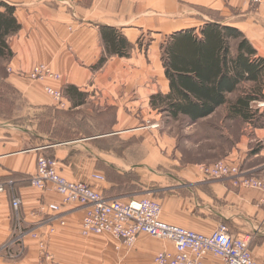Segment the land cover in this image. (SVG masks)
Returning a JSON list of instances; mask_svg holds the SVG:
<instances>
[{
    "label": "crops",
    "instance_id": "obj_1",
    "mask_svg": "<svg viewBox=\"0 0 264 264\" xmlns=\"http://www.w3.org/2000/svg\"><path fill=\"white\" fill-rule=\"evenodd\" d=\"M0 2L16 8L15 16L21 24L10 40L14 73L9 75L7 83L23 93L28 106L58 111L57 102L46 95L44 84L30 82L17 72H29L36 64H46L63 74V81L55 84L69 103L67 119L51 117L49 113L44 117L52 119L53 127L66 123L68 128H74V138L59 139L60 131L52 136L33 133L32 126L0 124V182L14 180L16 194L22 200L21 217L26 228H34L45 218L47 212L41 210L50 203L62 202L56 192L29 183L36 173L38 155L46 154L58 160L64 178L86 183L105 197L124 201L155 197L161 202V218L166 223L205 235L225 225L232 236L250 238L253 258L264 264V193L238 189L229 179L206 178L204 165L168 161L165 153L172 152L174 147L148 145L144 141L127 143L128 135L148 137L144 125L127 124L133 120L131 116L138 115L127 100V93L123 96L120 92L123 86L127 87V80L121 82L114 75L113 80L104 82L95 75L104 71L113 74L136 71L153 76L159 73V84L165 83L164 94H167L169 81H165L162 63L164 43L180 31L198 30L208 22L237 28L257 49L258 56L264 58V5L252 6L240 0ZM104 28L117 30L125 43L130 44L129 57L133 64L129 67L122 63L129 57L109 53L102 33ZM145 34H153L155 39L147 50H141L137 47ZM152 56L153 61L148 59ZM102 58H112L113 62L101 65ZM73 89L86 97L82 104H74L70 97ZM158 93L147 99L149 106L151 97ZM263 102L258 104H263L259 109L264 115ZM247 126L252 128V134L242 135L223 160L259 177L264 174V124ZM152 151L155 154L149 156ZM96 175L104 176L105 180L96 179ZM12 197L11 192H0V247L12 237L16 225ZM62 211L65 225L56 222L54 233L51 227H41L37 231L40 237L25 239L24 257L2 258L0 264H39L41 242H47L60 264H151L158 253L174 251L172 242L148 235H140L133 247H126L108 234L85 237L82 235L84 212L74 205ZM204 264L224 262L209 255Z\"/></svg>",
    "mask_w": 264,
    "mask_h": 264
},
{
    "label": "built area",
    "instance_id": "obj_2",
    "mask_svg": "<svg viewBox=\"0 0 264 264\" xmlns=\"http://www.w3.org/2000/svg\"><path fill=\"white\" fill-rule=\"evenodd\" d=\"M241 1L254 6L264 4V0ZM43 73L56 75V72L46 65L38 66L37 72L32 75L35 78H42ZM47 93L54 98L58 105H65L60 92L56 93L54 89L48 88ZM57 164V160L54 158L40 156L38 158L39 168L31 177L33 187L54 191L62 197L61 203H50L47 208L41 210V212L47 213L39 226L36 227L38 229L44 226L51 227V232H54L53 226L56 222L65 225L63 220L65 213L62 209L74 205L84 212L83 236L111 234L116 236L126 247H133L140 235H148L174 244L173 252L164 250L158 253L151 264H204L205 258L209 255L219 258L224 264H259L253 258L250 238L232 236L225 225H221L210 235H204L166 223L161 218L162 205L159 202L148 197L129 201L105 197L87 184L71 182L62 178L57 174ZM203 173L206 178L212 180L229 179L238 189L258 190L264 193V175L247 176L240 166L227 161L204 166ZM95 178L101 181L105 180V177L100 175H96ZM12 196L16 225L12 237L0 247V259H18L20 253H15L14 248L25 249V234L33 229H28L25 226L21 217L22 200L15 190H13ZM262 203L264 205V200ZM42 245L39 264H60L49 251L47 243Z\"/></svg>",
    "mask_w": 264,
    "mask_h": 264
},
{
    "label": "trees",
    "instance_id": "obj_3",
    "mask_svg": "<svg viewBox=\"0 0 264 264\" xmlns=\"http://www.w3.org/2000/svg\"><path fill=\"white\" fill-rule=\"evenodd\" d=\"M15 14V7L0 2V58L5 60L13 58L9 39L21 29ZM198 30L180 31L162 47L169 92L153 95L151 107L167 112L175 121L187 118L194 124L227 106L231 120L263 126L264 115L258 103L264 101V58L235 27L208 22ZM102 33L109 53L129 57L130 44L117 30L104 28ZM105 62L106 58H102L100 64ZM242 84L252 87L230 101L228 95L237 92ZM71 94L74 104L85 101L86 97L75 89Z\"/></svg>",
    "mask_w": 264,
    "mask_h": 264
},
{
    "label": "rangeland",
    "instance_id": "obj_4",
    "mask_svg": "<svg viewBox=\"0 0 264 264\" xmlns=\"http://www.w3.org/2000/svg\"><path fill=\"white\" fill-rule=\"evenodd\" d=\"M245 3L250 5V3L248 2H245ZM198 32L199 30H197V33ZM157 38L164 40V38L160 36ZM154 39H155V36L153 34H145L143 38L141 39V41L139 42L137 48H140L141 50L143 49L147 50L153 43ZM10 40H11V37L9 39V43H10ZM166 42L164 44H166ZM233 44L235 48L236 42H234ZM10 47H11V44H10ZM148 59L149 60L151 59L153 61V59L155 60V57L152 56ZM106 62L107 64L112 63L113 60L112 58L111 59L106 58ZM122 63L127 64L128 67H129V64H133V62L131 61V57H129L127 61H123ZM11 64H12V59L5 60V59L0 58V124H3V123L13 124V125H16L22 128L26 126L28 127L32 126L33 133L34 132L38 134L46 133L52 136L57 134L60 131L59 139L74 138V132H73L74 128H68L69 126L67 127L66 123L64 125L59 124L53 127L54 122L52 121V119L47 120L44 117V116H48V113H49L51 117H57L59 119L63 117V119L65 120L67 119L65 113L67 112L66 110L68 109L69 103L65 100L66 96L63 90L57 88L56 87L57 85L55 84V83L62 82L64 75L57 73V72L55 73L56 75L54 74L51 75L49 73H43L42 78L41 77L35 78V76L32 74H35L37 72V67L40 65H46V64H38V65L36 64L35 66L31 68L29 72H24L21 70L17 72L20 77L30 82H35V83L38 82V83L44 84L45 93L49 97L50 100H54V98H52L47 93L48 88L54 89L56 93L60 92V96L64 99L65 105H62V106L57 105L58 108H60V110L58 111L57 110L53 111L52 109H50V111L49 110L43 111L42 109L37 110L33 106H28L27 99L23 97L24 95L19 89H16L13 86H11V84L7 83V80L9 79L8 78L9 75L14 73L11 67ZM95 75L98 77L99 80L104 81V82H106L107 80H110V81L113 80L111 76H114V75L118 76L119 77L118 80H120L121 82H126L127 80V87L123 86V89H120V92L123 96H125V94L127 93V100H129L130 103L133 104L132 107L134 108V110L138 111L137 112L138 115H136L135 117L131 116L133 120L130 122H127V124L133 125V126L140 125V124L144 125V129L148 133V137L147 138L142 137V139L138 137L139 135H135V134H134L135 136L128 135L127 143L129 144L130 143H138V144L141 143L142 144L146 142L148 145L158 144V146L163 145V146L174 147L172 152L165 153L168 161L176 159L180 161V163L183 165L198 164V165L206 166L211 163L216 164L220 161H224L223 159L227 155V151L230 148H232L233 145L237 141L241 139L240 137H242V135L245 136V135L252 134L251 133L252 128L248 127L247 123H244L241 120H231L228 117L227 106L220 107L211 117L201 120L195 124H192L191 122H189L187 118H182L179 121H175L169 116L167 112L154 110L151 107V105L150 106L148 105L147 99L150 97V95L156 93L157 91H159V93L161 92L164 93L166 89L165 83L163 85L159 84V78H160L159 73L155 74L156 76H153V74L151 73L139 74L136 71H132V72L129 71L127 72V74H123V73L113 74V73H106V71H104L102 73L99 72V74H95ZM139 75H140V78H139ZM144 80L146 82H144ZM167 80L168 79L165 78V81ZM251 87H252V84H242L241 86L238 87L237 92L228 95V99L230 101L236 100L243 93V91ZM88 96L89 95H87V97ZM262 105L263 104L260 103L258 104V107ZM36 112H39V113H37L36 115L32 117L31 115L35 114ZM75 115H78V114L76 113ZM13 116L14 118L10 119ZM139 116H141L142 119H140ZM135 118L138 121H135ZM72 119H73L72 124L74 127L75 118L72 117ZM261 120L264 122V118H262ZM82 129L85 131V128L82 127ZM139 129H140V126H139ZM154 154L155 153L153 151L150 154L148 153L149 156H152ZM136 155H139V154H136ZM40 156H47V157L49 156L51 158L56 159L55 157L51 155H46V154L38 155L37 162H36V170H38L39 168L38 158ZM149 156L147 159H149ZM144 159L145 158L143 157L142 160ZM57 163L59 167L58 160H57ZM168 165H172V164L168 163ZM243 172H245L247 176H254L252 174H249L246 170H243ZM57 174L60 175L62 178H64V176L59 172V168H58ZM263 175H260V176H263ZM31 180L32 178L30 177L29 179L30 185H32ZM13 181H14L13 179H10V180L5 181L4 183L0 182V190H2L0 192L2 193L6 191V192H11V194H13V190H15V183ZM71 182H74V181H71ZM78 183H81V182H78ZM148 198H151L152 200H155L161 204V202L155 197L150 196ZM12 202H11V206H12ZM14 218H15V214H14ZM37 226H39V224ZM37 226H35V228ZM35 228L32 229L33 231L31 230L29 233L25 234L26 235L25 238L30 237V236L35 237V238L40 237L37 234L38 228L36 229ZM51 233H54V232H51ZM108 235H110L112 238L120 242V240L116 236L111 235V234H108ZM92 236H101V235H92ZM42 244L43 242H41L40 244V249H42L43 247ZM15 248H18V250L15 251ZM15 248H14L15 253H18V254L20 253L19 258H18L20 260L26 254L27 247H25V249L24 248L20 249V247H15ZM51 254L56 258V256L52 252ZM39 259H41V256L39 257Z\"/></svg>",
    "mask_w": 264,
    "mask_h": 264
}]
</instances>
